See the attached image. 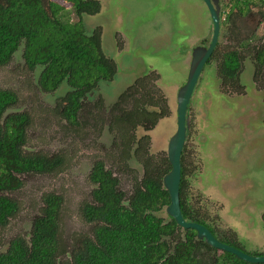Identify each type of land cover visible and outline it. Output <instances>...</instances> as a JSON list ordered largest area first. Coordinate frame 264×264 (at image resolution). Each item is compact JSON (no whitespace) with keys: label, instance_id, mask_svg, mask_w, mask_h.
Instances as JSON below:
<instances>
[{"label":"rangeland","instance_id":"obj_1","mask_svg":"<svg viewBox=\"0 0 264 264\" xmlns=\"http://www.w3.org/2000/svg\"><path fill=\"white\" fill-rule=\"evenodd\" d=\"M100 1L101 11L83 15V22L88 32L97 25L101 26L103 51L117 62L118 70L112 80L100 81L95 92L86 100L78 117L83 125L75 127L60 114L58 105L69 88L64 85L53 93L44 91L39 85L40 68L30 69L22 57V50L15 53L9 64L0 66V88L12 89L18 94L19 101L12 111H26L31 115L27 151H42L48 155L62 153L66 160L60 172L25 174L22 176L23 186L6 193L19 202L21 209L1 233L0 252L6 249L8 241L15 235H30L32 222L41 213L45 204L43 198L47 193L63 198L59 218L66 246L72 247L83 235L92 237L93 225L84 220L82 206L86 202H93L92 191L96 184L90 180V173L98 160H102L105 167L120 177L121 190L127 196L132 192L133 177L130 175L134 174L131 171L121 173L123 160L119 154L116 126L110 124L118 115L111 109L127 88L144 77L143 72L157 70L160 73L158 88L167 96L170 117L161 119L159 126L152 131L139 127L136 141L145 133L151 134L153 141L148 156H153L156 161V157L167 155L168 140L177 130V95L188 78L191 47L201 40H209L213 32L212 20L204 1ZM232 3L231 0H221L224 16ZM250 8L249 14L235 16L237 25H228L219 39L225 47L229 45L227 48H236L244 58L240 82L236 86L222 82L218 73L222 60L220 55L208 66L207 73H201L192 96L195 100L188 119L191 129L198 135L197 128L203 129L211 119L212 124L218 125V128L231 130L234 124L225 121L230 114H237V129L239 134L244 135L229 136L226 132H217L216 136L205 143V147L208 151H215L212 165L232 168L234 178L253 182L256 188L253 191L261 196V199L253 203L261 205L264 201V68L258 72L257 80L253 73L258 66L257 49L264 44V24L259 16L260 9L264 10V4L255 3ZM68 17L72 22L79 21L74 7H70ZM247 36L250 37V47L243 45V39ZM118 40L123 45L120 46ZM205 92L208 95L211 93L212 97L208 118L204 117L205 106L201 104ZM220 122H225V127ZM218 138L222 140L220 145L217 143ZM189 146L195 152L192 160L198 166V174L201 176L204 165L199 143L189 142ZM135 147L136 144L133 149ZM229 151L237 157L236 161L228 162V158L224 157ZM202 154L206 156L204 150ZM128 166L136 170L139 178L143 176L142 162L131 158ZM215 174L209 171L203 174L206 183H210L207 176L215 177L210 188L204 187V181L201 182L200 177L192 174L193 205L205 215L219 236L240 239L247 252H264V231L261 225L253 228L251 220L237 218L235 212L238 216L240 213L245 214L246 205L242 203L240 206V201L231 204V194L222 188L219 176ZM233 189L229 188L231 192ZM159 215L168 218L166 208ZM221 253L220 250L211 251L206 253L205 258L212 264L210 259Z\"/></svg>","mask_w":264,"mask_h":264},{"label":"trees","instance_id":"obj_2","mask_svg":"<svg viewBox=\"0 0 264 264\" xmlns=\"http://www.w3.org/2000/svg\"><path fill=\"white\" fill-rule=\"evenodd\" d=\"M231 1L225 23L232 25L238 23L235 16L250 13L251 5L264 4V0ZM70 7L77 9L78 22L70 21ZM100 9L99 0H0V66L9 64L15 53L22 50L30 69L40 68L39 84L43 89L56 91L68 86L58 107L60 114L75 127L83 125L78 117L88 92L98 81L112 80L118 70L116 62L103 51L100 29L88 32L83 22L84 14H97ZM259 16L264 24L263 9ZM249 43L250 37H244L243 45ZM256 54L258 74L264 68V44ZM220 55L221 79L228 86H236L240 82L242 54L236 48L217 47L212 60ZM18 101L16 91L0 88V238L21 209L19 202L6 193L20 189L25 174L60 172L66 165L62 153L27 151L31 115L12 111ZM133 121L134 114L126 113L115 119L114 126L120 123L126 129L134 128ZM123 152L128 154L129 150L124 148ZM169 168L167 165L154 177V173L150 175L144 182L145 189L138 187L126 203L118 178L105 168L102 160L96 161L90 173V180L97 185L92 192L93 202L82 206L84 220L93 225L92 237L83 235L72 247L66 246L59 218L63 198L47 193L41 213L32 222L30 235L12 237L0 252V264H210L202 254V247L208 248L207 253L214 249L196 239L194 229H186L185 238L179 237L170 251L166 235L180 226L173 218L164 223L154 213L170 202L162 181ZM181 207L185 218L205 224L204 218L199 213L193 214L183 199ZM210 260L212 264H264L248 262L225 251Z\"/></svg>","mask_w":264,"mask_h":264},{"label":"flooded vegetation","instance_id":"obj_3","mask_svg":"<svg viewBox=\"0 0 264 264\" xmlns=\"http://www.w3.org/2000/svg\"><path fill=\"white\" fill-rule=\"evenodd\" d=\"M203 1L206 5L207 11L210 14L212 24H213V31H214L215 25H214V21L212 19L210 10H209L205 0H203ZM100 3H101V1H100ZM219 6H220V32H219L218 41H217V44L214 48L213 53L215 52L217 47H219V48L222 47V49L224 48L226 50L229 49V48H227L229 46L227 45L225 47V45H223L219 39L223 35V30L225 28H227L228 25H232V24L231 23H225L226 14H225V16L223 15L224 10L221 9V0H219ZM74 10H75L76 15L79 17L77 9L74 8ZM100 11H101V9H100ZM84 15H92V14H84ZM96 28L100 29V31L102 30L100 25H97ZM212 36H213V32H212ZM212 36L209 40L204 39V40L199 41L197 44L193 45L191 47V50H190L191 56H192V52H193L195 47H197V46L208 47L211 43ZM101 39H102V31H101ZM118 42H119L120 46L123 45L120 40H118ZM248 47H250V46L248 45ZM186 49H188V48H186ZM213 53L211 54V56L207 60V62L205 64L203 70L201 71V73H207L206 70L208 69V66L212 65V62L214 61V59L212 60ZM191 59H192V57H191ZM243 64H244V59H243ZM116 65H117V62H116ZM117 69H118V66H117ZM189 71H190V66H189ZM189 71H188V74H189ZM201 73H200L199 78L201 77ZM218 73H219V71H218ZM142 76H144V77L139 78L138 81L136 80L137 82L135 81L133 86H130L129 88H127L119 96V99L115 102L116 105H114L113 108L111 109V110L116 111L115 115H118V117H123L126 113H133L134 114V121H133L134 122V128H132V126H130L128 129H126V128H124V125H122L120 123H118L116 128H115V131L117 132V141H118L119 149H120L119 154H120L121 159L123 160V168H122L121 173L125 174L126 172L131 171L134 174V175H130L133 177L132 192L127 196V194L122 190V192L125 194L124 195L125 198L126 197L129 198L131 195H133L138 187L145 189L144 182L150 175H152L154 173V175H153V177H154L161 170H164L167 165H170L169 170H167V172L162 177L163 186H164V176L172 168V165H171L170 160L168 158V147H167V155L161 156L160 158L156 157V159H157L156 161H155V158L153 156H148V152H149V149H151L152 141H153L151 134L145 133V134H143V136H141V138L138 141H136V138H137L136 131L138 130L139 127H144L145 131H152L157 126H159V122L161 121V119L170 117V116H168L170 111H169V106L167 103L168 102L167 96L165 95L163 90L158 88V80L160 79V73L157 72V70H149L148 72H143ZM187 77H188V75H187ZM253 77L255 80H257V70H254ZM205 78H206V74H205ZM100 81H102V80H100ZM100 81H98L97 84L91 89V91L88 92L86 100H88L89 96L95 92V90L99 86ZM104 81H110V80L104 79ZM198 81H199V79H198ZM222 82H223V79H222ZM210 85L211 84H209V86ZM43 90L46 92L53 93V92L58 91L59 89L56 91H47L45 89H43ZM210 92H212V90ZM217 92L219 93L220 90L217 89ZM178 93H179V91H178ZM193 93H194V91H193ZM193 93H192V96H193ZM223 93H224V91H223ZM192 96H191V99L189 101V105H188L189 107H188V110L186 113L187 118H189V116H190L192 103L195 100V98L193 99ZM224 96H225V94H223V97ZM209 98H210V100H209ZM177 99H178V95H177ZM99 101H100V99L98 100V102ZM101 101L103 102L104 100L101 99ZM158 101H159V104H158ZM201 104L203 106H205V108L203 109L204 110L203 111L204 117L206 116V118H208L209 117L208 114H209V112L211 110V106H212L211 93H210V95L206 94V92L204 93ZM177 109H178V106H177ZM143 110H145V113L143 112ZM161 114H163V115L160 116ZM110 115H111V113H110ZM158 116H160V117H158ZM195 117H196V115H195ZM116 121H117V119H116ZM228 121H230L234 124V126L231 130H222L221 128H218V125L216 126V125L212 124V119H211L208 122L206 121L208 123V125H205V127L203 129L197 128L199 131V134L197 135L194 132V129H191L190 120L189 119L187 120L188 123H187V130H186V138H185V142H184L182 154H181V172H182V174H181V183H180V199H183V201H185L186 204L193 209V211H194L193 214L199 213L200 218H202V217L204 218V221H205L204 225L206 227H208L210 229V231L213 233V235H215L219 240H221V241L226 240V241H231L232 243H236L237 246H234V245H232V246L237 247V248L247 252L245 249H243V247L244 248H246V247L240 239L235 240L233 238L221 237L218 235L217 230L214 228V226H212V224H210V222H208L205 215L202 214V212L199 210L198 207L193 205L194 196L192 195V192H191V179H192L193 173H195L196 176L200 177L201 182L204 181L203 174L207 173V171H209L213 174L216 173L215 175L219 176L222 188L223 189L226 188L227 191L229 192V194H231V196H232L231 204H236L237 201H240V206L242 205V203H245V205H246L245 206L246 207L245 208V214L240 213L238 216L237 212H235L237 218L238 219H239V217L244 218V219L247 218L248 220H251L253 228L257 227L258 225H261V227L264 231V208H263L264 201L261 205H256L253 203V201H255L256 199H261V196L259 194H255V193H257V191H253V188L256 190V188L253 185V182L249 179L237 180V178H234V172H233L234 170L232 168L224 167L223 165H217V166L212 165L214 163V160H215V151H208L205 147V143L207 141H209L212 136H216L217 132H219V133L220 132H226L229 136H238V135L243 136L244 135V133L239 134V132H238L237 114H234V113L230 114L225 122H228ZM195 122H196V118H195ZM225 122H220V124H223V126L225 127ZM110 124H114V122H110ZM207 127H209V129H207ZM177 128H178V118H177ZM173 135H171V137ZM171 137L168 140V145H169V141H170ZM189 142H198L199 143V149L201 150L200 152H201V157H202V164L204 165L202 172H201V176L198 174V170H199L198 166L192 160V156L195 154V152L193 150H191V148L189 146ZM217 143L220 145L222 143V140L220 138H218ZM135 144H136V147H135V149H133V146ZM124 148L129 150L128 154L123 152ZM203 150L205 151L206 156H204L202 154ZM231 153L232 152L229 151L228 154L224 155V157L228 158V162L236 161L237 157L235 158V155L233 153L232 154ZM131 158H135L139 162H142L143 169H144V173H143L142 177L139 178L135 173L136 170H134L133 168L128 166V160ZM105 168L108 169L107 167H105ZM225 170H227V174L225 173ZM112 174H113V171H112ZM113 176H115V175L113 174ZM115 177H117L119 180L118 187L120 189H122L120 177L117 175ZM207 178L210 180V183H206L204 181V182H202V184L204 183V187L210 188L211 186H213L212 181H213V178H215V177H208L207 176ZM196 181H197V178H196ZM96 187H97V185H96ZM164 188L166 189L165 186H164ZM229 188H234L232 190L233 193L229 190ZM181 189H182V191H181ZM92 197H93V195H92ZM198 200H199V196H198ZM249 200L251 201V203L249 202ZM170 202H171V197H170ZM170 202L168 204H166L164 207H161V209L159 211L154 212V213H156L157 216L161 217L164 220L163 221L164 223L171 221V218H173V217L167 213L168 218H164L163 216L159 215V212L163 208H167V206L170 204ZM127 203H129L128 199H127ZM166 212H167V210H166ZM152 213H153V211H152ZM185 219H187V218H185ZM188 221H190V220H188ZM186 229H192V228H183L182 226H180V227L176 228L175 232L168 233L166 235L171 252L174 250L175 245H176L177 241L179 240V237L185 238V230ZM195 232H196V230H195ZM196 237H197V232H196ZM196 239L201 240V241L205 242L207 245H209L210 247H212L214 250H211V251H213V252H215V249L220 250L222 252L225 251V250H221L219 248H214L213 246L208 244L205 241V239H200L198 237ZM223 242L226 243L225 241H223ZM229 245H231V244H229ZM207 249L208 248L206 246L202 247V250H203L202 254L204 257H207V256H205L207 253ZM225 252H227V251H225ZM247 253L252 254V255H256V256H264V252H256L258 254H254L251 252H247Z\"/></svg>","mask_w":264,"mask_h":264},{"label":"water","instance_id":"obj_4","mask_svg":"<svg viewBox=\"0 0 264 264\" xmlns=\"http://www.w3.org/2000/svg\"><path fill=\"white\" fill-rule=\"evenodd\" d=\"M212 19L214 21V31L211 43L208 47L197 46L192 52V59L190 63V71L186 83L180 88L178 93V128L176 133L171 137L168 145V158L172 165L171 170L164 176V186L169 191L171 202L166 210L183 228H192L197 232V237L205 239V241L213 246L230 252L237 257L252 263H264V256H256L249 254L237 247L224 243L219 240L208 227L204 224L195 221H188L184 218L181 208L180 199V183H181V154L186 138L187 130V110L192 93L196 87L201 71L203 70L207 60L214 51L217 44L220 32V6L219 0H205Z\"/></svg>","mask_w":264,"mask_h":264}]
</instances>
